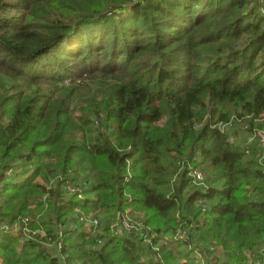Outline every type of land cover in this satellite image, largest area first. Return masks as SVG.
I'll return each mask as SVG.
<instances>
[{
  "label": "trees",
  "instance_id": "obj_1",
  "mask_svg": "<svg viewBox=\"0 0 264 264\" xmlns=\"http://www.w3.org/2000/svg\"><path fill=\"white\" fill-rule=\"evenodd\" d=\"M262 1L0 0V264H264Z\"/></svg>",
  "mask_w": 264,
  "mask_h": 264
},
{
  "label": "built area",
  "instance_id": "obj_2",
  "mask_svg": "<svg viewBox=\"0 0 264 264\" xmlns=\"http://www.w3.org/2000/svg\"><path fill=\"white\" fill-rule=\"evenodd\" d=\"M231 126V122H229L227 125H226V127L228 128V127H230ZM240 132L242 131V130H246V126H243V125H240ZM246 132V131H245ZM257 132V135H258V137H259V139H257L258 140V144H259V146L261 147V149H262V152H263V155H264V135H263V133L261 132V130H258V131H256ZM237 138H238V136H237ZM253 138H255V137H251L250 135L247 137V141H248V143H250L252 140H253ZM191 176H192V178H193V180H194V182H199V181H201V180H203V174L199 171V170H193L192 171V173H191ZM21 222L22 223H16V224H13L11 227H7V225H5V224H1L0 225V232H4L6 229H8V230H10V231H13V232H16V231H18L21 227L23 228L22 230L24 231V232H27L28 231V229H27V222H28V219L27 218H23L22 220H21ZM92 223L93 224H95L96 223V220H93L92 221ZM132 223H130L129 221H126V220H124L121 224H116V223H114V224H112V227L116 230V233H121L122 232V230H126V229H130V228H132ZM139 228H141V225H139ZM43 234V233H42ZM199 256V255H198ZM257 264H260V263H257Z\"/></svg>",
  "mask_w": 264,
  "mask_h": 264
},
{
  "label": "rangeland",
  "instance_id": "obj_3",
  "mask_svg": "<svg viewBox=\"0 0 264 264\" xmlns=\"http://www.w3.org/2000/svg\"><path fill=\"white\" fill-rule=\"evenodd\" d=\"M262 6L259 8L260 9V11H261V13L263 14V16H264V0L262 1ZM264 59V52H263V54L261 55V57L258 59V63H264V61H261V60H263ZM256 129H258V130H264V129H260V128H256ZM239 132V130H237V133ZM262 132V131H261ZM263 133V132H262ZM263 135H264V133H263ZM249 136V134H247L244 130H242L240 133H238V139H240V140H242V141H244V142H248L247 140V137ZM16 224V223H15ZM1 233V232H0ZM213 251V250H212ZM214 251L216 252V250L214 249ZM206 255H208V254H206Z\"/></svg>",
  "mask_w": 264,
  "mask_h": 264
}]
</instances>
